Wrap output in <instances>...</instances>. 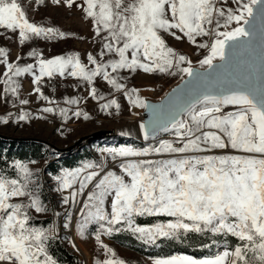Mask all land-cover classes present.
Segmentation results:
<instances>
[{
	"label": "snow or ice",
	"instance_id": "obj_1",
	"mask_svg": "<svg viewBox=\"0 0 264 264\" xmlns=\"http://www.w3.org/2000/svg\"><path fill=\"white\" fill-rule=\"evenodd\" d=\"M52 3L79 8L99 38V50L84 63L76 53L44 58L32 49L27 55L34 62L21 65V56L11 61L0 47V98L17 109L0 114V123L36 118L25 107L30 99L22 97L21 78L27 76L37 100L46 102L40 111L65 120H88L89 113L79 107V97H64L62 106L46 95L44 78L86 83L88 97L109 114L121 105L115 95L100 92L98 80L129 105L149 110V119L139 125L143 146L103 147L97 159L49 174L65 206L63 227L75 223L82 236L95 226L94 239L105 256L97 264H126L102 240L120 232L157 248L190 234L239 242L233 249L225 241L223 251L203 258L174 254L153 264H264V0H231L233 6H225L227 0ZM0 27L18 33L21 44L66 36L30 22L18 0H0ZM167 37L205 49L197 61L202 71L169 46ZM137 71L179 75L181 86L165 103L149 105L123 82L124 73ZM30 163L35 161L16 159L0 167V264H58L50 252L56 225L34 223L33 213L50 208L41 170ZM146 217L157 219L138 222Z\"/></svg>",
	"mask_w": 264,
	"mask_h": 264
},
{
	"label": "rangeland",
	"instance_id": "obj_2",
	"mask_svg": "<svg viewBox=\"0 0 264 264\" xmlns=\"http://www.w3.org/2000/svg\"><path fill=\"white\" fill-rule=\"evenodd\" d=\"M22 9L25 11L30 22L40 26L53 27L63 31L64 38L53 39H31L23 44L19 42L18 33L0 27V47H4L11 61L21 56L19 63L21 65L33 63L34 58L29 57L27 53L32 49L43 54L44 58H51L58 55L67 56L71 53L79 54L84 63H87L88 53L95 54L99 50V38L94 36L90 20H86L79 8H69L64 5H55L52 0H18ZM79 3L80 0H77ZM224 0H221L223 3ZM231 5V0H227V5ZM181 35V33H177ZM208 38H197L198 43L204 42ZM167 43L177 52L187 55L191 60H199L207 54L205 49H199L191 44L186 38L176 40L174 37H167ZM4 71L0 66V74ZM127 77L124 83L128 88L138 89V94L142 98L148 96L151 98L159 97L164 89L179 75L171 76L167 74L154 73L148 74L143 71L135 73H124ZM23 85L22 97L30 99V104L25 106L34 113L36 118L29 122L0 123V137L3 139H14L41 142L42 146L36 153L37 156H31L25 162L35 161L29 166L33 169L41 170V183L44 185V202L49 205L50 211L45 214H34L36 217L34 223L37 226H48L55 224L58 237L68 249L77 255L79 264H97L98 260L105 258L103 251L94 239L96 231L95 226H90L84 235H78L75 223L71 227L64 228L65 206L60 203L61 197L53 189L54 181L49 174H58L61 169H72L80 165L83 161L98 158V149L103 147H113L121 145L143 146L144 141L132 134V129L141 119L140 111L142 108L129 105L122 94L115 93L110 86L101 81H97L96 86L104 95H115L120 103L119 110L113 108L111 113L100 110L97 101L88 97V87L86 83L73 78L56 77L49 81L44 78L42 88L46 95L61 101L63 105L64 97H79V105L84 111L89 113V119L75 117L65 120L58 114L42 113L41 107L45 106L44 101L37 100L36 94L32 92L31 77L21 78ZM87 98V99H84ZM19 105H17V108ZM75 107V106H73ZM11 104H6L0 98V114H6L9 111H16ZM43 117V118H40ZM103 130L104 133L91 135L95 130ZM121 133H127L122 135ZM165 138H168L165 135ZM49 148V150L47 149ZM19 159L15 158L14 160ZM12 160V161H14ZM68 161L67 163L65 161ZM11 161V162H12ZM78 213V209L76 210ZM59 212L57 216L55 213ZM164 219V218H160ZM150 224V223H145ZM102 240L115 252L116 259H123L126 264H153L156 258L167 257L174 254H185L197 259L208 255L216 254L224 250L225 239H216L206 245L205 251L200 256H194L186 252H173L169 255L151 256L143 253L116 236H102ZM239 243V242H238ZM237 244V243H236ZM231 246L234 249L235 245ZM75 245V247L73 246ZM228 245V243H227ZM58 264H61L58 262Z\"/></svg>",
	"mask_w": 264,
	"mask_h": 264
},
{
	"label": "trees",
	"instance_id": "obj_3",
	"mask_svg": "<svg viewBox=\"0 0 264 264\" xmlns=\"http://www.w3.org/2000/svg\"><path fill=\"white\" fill-rule=\"evenodd\" d=\"M42 146L41 142L34 140L23 141V140H14V139H3L0 137V167L5 165V162H11L15 158L22 160H27L31 156H37L38 149ZM49 150V148L47 147ZM68 162L67 160L65 161ZM157 218L146 217L140 218L139 223H153ZM113 236H116L124 243L129 244L135 249L146 253L151 256L156 255H169L173 252H186L194 256H200L204 251L207 243L211 242L213 239H225L228 243V246H233L238 243V240L235 237H212L211 234L208 235H197L190 234L187 239L183 241H165L161 247L157 248L154 246H149L137 241L131 234L127 232L114 233ZM50 252L61 264H79L80 261L77 258V255L66 247V245L57 238L54 240L50 247Z\"/></svg>",
	"mask_w": 264,
	"mask_h": 264
},
{
	"label": "water",
	"instance_id": "obj_4",
	"mask_svg": "<svg viewBox=\"0 0 264 264\" xmlns=\"http://www.w3.org/2000/svg\"><path fill=\"white\" fill-rule=\"evenodd\" d=\"M232 26H235V23L234 22H233V25ZM245 27H247V26H245ZM197 61L198 60H192L193 66H194V68L202 71V69L199 68V65H198ZM180 86H181V78H180V76H178L177 79H175L174 81H172L164 89V91L162 92V94L159 97H157V98H151V97H148V96H143L142 98L149 105H160L162 103H165L168 100V98L172 95V90L173 89H176V88H178ZM166 94H168V95L166 96ZM140 114H141L140 123L146 122L149 119V110L148 109L142 108L141 111H140ZM101 133H104V131L99 129V130L93 131L91 133V135H98V134H101Z\"/></svg>",
	"mask_w": 264,
	"mask_h": 264
},
{
	"label": "bare ground",
	"instance_id": "obj_5",
	"mask_svg": "<svg viewBox=\"0 0 264 264\" xmlns=\"http://www.w3.org/2000/svg\"><path fill=\"white\" fill-rule=\"evenodd\" d=\"M139 125H140V120L138 121V124L133 127L132 134L142 139V137L140 135Z\"/></svg>",
	"mask_w": 264,
	"mask_h": 264
},
{
	"label": "built area",
	"instance_id": "obj_6",
	"mask_svg": "<svg viewBox=\"0 0 264 264\" xmlns=\"http://www.w3.org/2000/svg\"><path fill=\"white\" fill-rule=\"evenodd\" d=\"M227 110H231V108L227 109Z\"/></svg>",
	"mask_w": 264,
	"mask_h": 264
}]
</instances>
